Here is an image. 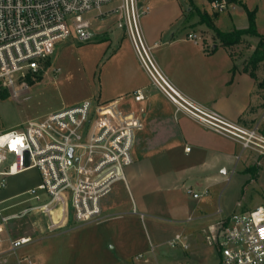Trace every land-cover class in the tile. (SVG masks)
<instances>
[{
  "label": "built area",
  "instance_id": "2783aa9c",
  "mask_svg": "<svg viewBox=\"0 0 264 264\" xmlns=\"http://www.w3.org/2000/svg\"><path fill=\"white\" fill-rule=\"evenodd\" d=\"M214 8L224 10L225 4L216 1ZM149 10L143 0H0V91L19 98L49 79L57 82L61 68L52 59L58 44L74 34L81 41L92 40L94 20L114 17L151 84L178 111L235 140L243 150L264 156V132L257 126L229 119L188 97L170 80L145 38L142 19ZM188 38L201 40L196 33ZM146 99L141 88L111 101L86 99L38 113L0 132V190L9 177L26 170L36 168L41 176L38 185L0 199V234L7 233L0 243H8L0 252V264H10V253L33 240L30 235H12L10 226L17 220L37 216L43 232H54L104 218V199L117 182L126 180L134 162L145 114L141 103ZM188 192L199 196L192 189ZM185 238L177 234L170 245L186 248ZM206 238L217 248L219 264H264V205L218 220ZM136 259L148 262L142 253ZM23 261L33 263L30 256L18 259Z\"/></svg>",
  "mask_w": 264,
  "mask_h": 264
},
{
  "label": "crops",
  "instance_id": "0c3cea01",
  "mask_svg": "<svg viewBox=\"0 0 264 264\" xmlns=\"http://www.w3.org/2000/svg\"><path fill=\"white\" fill-rule=\"evenodd\" d=\"M143 1L150 7L142 19L145 38L174 85L188 97L229 119L245 126H257L264 131V86L261 85L264 83V61L255 70L256 78L245 70L257 46L252 39L257 38L259 42V38L244 35L246 42L232 48L223 47L215 32L200 22L199 16L193 12L197 7L211 15L221 31L231 32L249 26L248 9L255 12L257 31L264 34V0ZM216 1L235 11L229 9L228 17L214 8ZM113 26L111 22L107 30L99 34L94 32L101 41L89 43L93 50L98 49L93 57L85 61L91 77H96L98 73L99 90L93 98L111 101L141 88L147 99L141 103L145 109L143 128L137 133L134 162L127 169L126 180L117 182L104 199V218L90 224L114 221L109 228L116 233L129 232L128 243L138 247L130 256L120 251V260L111 264H176L179 260H182L181 264H205V250L212 246L206 238L208 228L228 217L221 215L212 221L214 212L210 203L230 179L226 177L229 168L234 166L231 170L233 174L235 167L240 166V176L246 177L244 187L258 184L264 193V156L243 152L246 150L235 140L178 111L151 84L130 39ZM189 33L198 34L201 40L189 39ZM188 147L189 151L186 150ZM188 189L199 196L194 197ZM242 203L239 201L237 204L242 206ZM131 208L133 213L143 212V223L147 214L177 224L174 236L167 241L156 239V242L145 230L147 243L145 237L129 235L134 220L131 217L124 219V215L133 214ZM222 210L220 208V212ZM32 217H35L32 224L42 228L39 217ZM38 226L35 236L42 234ZM10 228L12 230V224ZM2 234L0 238L5 239L7 233L4 237ZM177 234L186 237L183 239L186 248L170 245ZM198 236L202 238L199 240ZM6 243H0V252L8 249ZM151 245L154 247L152 253ZM111 247L114 249L116 246ZM141 253L148 258V262L136 259Z\"/></svg>",
  "mask_w": 264,
  "mask_h": 264
},
{
  "label": "rangeland",
  "instance_id": "374dc122",
  "mask_svg": "<svg viewBox=\"0 0 264 264\" xmlns=\"http://www.w3.org/2000/svg\"><path fill=\"white\" fill-rule=\"evenodd\" d=\"M229 9L231 12L235 11L230 7L221 10V13L230 17ZM111 22L114 23L115 30L122 31L117 27L114 17L94 20L92 30L99 34L107 30ZM98 37L96 36L89 41H81L74 34L58 44L57 52L52 59L54 65L61 68L58 77L54 79L57 82L53 83L49 79L46 84L43 82L32 87L30 93L23 97L15 98L12 95H8L6 99L0 97V132L16 127L24 120L38 115V113L41 114L62 105L77 103L86 97L93 98L99 90L98 73L96 77H91L85 61L90 59L89 57H93L95 51L98 50L97 48L93 50L89 44L94 41L100 42L101 38ZM252 41L253 44H258L257 38L256 40L253 38ZM93 100L96 99L93 98ZM243 152L254 151L246 150ZM233 168L234 166H231L226 175L230 179L222 186V190L220 189L216 193L215 200L210 203L211 210L214 212V215L211 216L212 221H216L221 215L230 216L234 212L251 210L260 204H264V193L260 186L252 183L244 187L246 177L240 176L238 172L240 166L235 167V172L231 174ZM40 180L41 176L38 169L26 170L21 174L9 177L7 186L0 190V196L7 198L6 196L9 197L14 192L19 193L38 185ZM239 201L243 202L242 206H238ZM220 208L223 209L222 212H220ZM130 212L133 213L132 208ZM135 212L124 215V219L131 217L134 220L132 232L129 235L137 238L145 237L147 243L148 238L145 236V230L156 242L157 240L167 241L174 236L177 224L160 218L155 219L147 214L143 223L141 219L143 212ZM32 218L35 217H27L12 223L13 235H30L33 236V240L10 253V264H29L24 261L18 263V259L25 256L32 258V264H111L120 260V251L124 255L130 256L138 248L128 243L127 234L129 232L126 231L127 234H121L113 232L109 228L114 221L81 226L69 225L58 231L43 232L45 227L39 228L38 225H33ZM36 226L42 234L37 235V233L35 236ZM5 234L3 233L2 236L4 237ZM198 237L199 240L202 238L201 236ZM118 240H121L120 245L117 243ZM111 246L116 247L113 249ZM205 253L207 256L204 261L205 264H219V254L216 247L209 246ZM181 263L182 260L176 262V264Z\"/></svg>",
  "mask_w": 264,
  "mask_h": 264
},
{
  "label": "trees",
  "instance_id": "16d2710c",
  "mask_svg": "<svg viewBox=\"0 0 264 264\" xmlns=\"http://www.w3.org/2000/svg\"><path fill=\"white\" fill-rule=\"evenodd\" d=\"M193 12L194 14L199 16L200 22L206 24L208 28L212 29L215 32L221 46L223 47L232 48L236 44L246 42V40L243 38L244 35H251L259 38L256 49L249 58L248 65H245V70L249 71L250 74L256 78L255 70L258 64L264 61V34H260L257 31L255 12L247 9L249 16V26L247 28L236 29L231 32L221 31L217 26H215L213 17L208 13L202 12L197 7L194 8ZM247 45H250V43H247ZM261 85L264 86V83H262ZM0 97L6 99L8 97V93L6 91H0Z\"/></svg>",
  "mask_w": 264,
  "mask_h": 264
}]
</instances>
